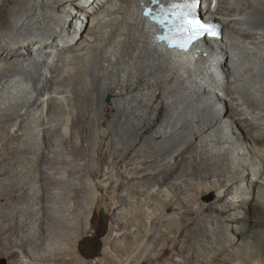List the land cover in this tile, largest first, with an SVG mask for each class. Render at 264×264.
<instances>
[{"label": "bare ground", "instance_id": "bare-ground-1", "mask_svg": "<svg viewBox=\"0 0 264 264\" xmlns=\"http://www.w3.org/2000/svg\"><path fill=\"white\" fill-rule=\"evenodd\" d=\"M138 9L139 0H0V257L96 264L76 251L91 203L71 226L60 193L69 170L58 167L59 143L83 125L95 145L141 146L130 179L153 181L133 197L134 215L116 220L120 241L102 264L165 254L168 264H264V0H217L208 14L224 38L198 56L159 43ZM184 177L207 181L198 194L218 191L217 201L189 209ZM120 190L114 206L131 195Z\"/></svg>", "mask_w": 264, "mask_h": 264}, {"label": "rangeland", "instance_id": "rangeland-1", "mask_svg": "<svg viewBox=\"0 0 264 264\" xmlns=\"http://www.w3.org/2000/svg\"><path fill=\"white\" fill-rule=\"evenodd\" d=\"M110 102V100H107ZM71 107H76V100L70 101ZM73 107V108H74ZM70 110H72L70 108ZM73 111V110H72ZM59 119L62 121L63 117L59 116ZM15 122V121H14ZM15 127L18 126L17 124L20 123L19 120L15 122ZM83 125H81L79 129V133L76 134L74 137V130L72 137L74 138V142H60V149H63L59 152L61 155L58 158V167L62 170H67L68 174L65 184L62 186L63 189L60 193L63 192V203L64 207H67L68 215V222L70 221L73 225H78L81 223L82 218L84 217L85 213L88 210V203H91L92 210V218L90 220L89 231L81 235L82 237L79 238L78 247L76 249L78 255H80L84 260L96 262V264H102L105 262V254L107 255L106 251H109V247L111 243H119L118 239L112 240V234H115L114 225L116 224V220L122 218L126 220V217H132L134 215V210L132 207L131 201H133V197H139L141 189L146 190L149 186L152 187L153 181L146 182L145 179L140 181L138 184L137 182H133L130 179L133 175L132 169L136 166V163L139 161H143L146 158H140L138 153L140 152L141 146H138L129 151L126 147L121 144V142L117 139V147H108V142L104 141L97 145L92 142L89 137L86 138L83 136ZM86 126L90 128V123H87ZM83 128V129H82ZM110 143V142H109ZM78 145V146H77ZM119 145V146H118ZM78 149H77V148ZM105 147V148H104ZM2 143L0 142V152L2 151ZM80 149V150H79ZM79 150V151H78ZM75 151V152H74ZM65 152V153H64ZM84 152V153H83ZM64 153V154H63ZM66 155V156H65ZM78 155V156H77ZM63 156V157H62ZM65 156V157H64ZM71 156V158L67 157ZM69 158V159H66ZM21 159V158H19ZM61 159V160H59ZM119 166V168L116 167ZM127 167V168H126ZM129 167V168H128ZM76 168V169H75ZM91 170H94V173L91 174ZM177 174L174 177L178 175ZM217 175L214 174L211 178V182L217 180ZM128 178V179H127ZM186 178V177H184ZM189 177L183 179L184 181H188L185 184L187 185L185 188L180 190L181 196L184 197L185 200L189 201L191 210L196 209L197 205H207L210 206L214 202L217 201L219 194L218 191L209 190L205 194H198L197 188H204L207 185V181L202 179H196ZM126 180V184L122 186V182ZM192 181V182H191ZM191 184H190V183ZM94 186L93 188L91 187ZM73 184H78L79 193L77 194L74 192ZM90 185V186H89ZM119 192L122 191V194H131L127 196V204L114 206L112 202L115 201V190L120 189ZM66 189V190H65ZM137 193V194H136ZM77 196V200H73V198ZM65 200V201H64ZM73 200V201H72ZM77 201V202H75ZM59 202V201H58ZM66 202V203H65ZM73 202V203H72ZM130 202V204H128ZM131 205V206H130ZM22 207V206H21ZM65 207V209H66ZM72 207V208H71ZM69 208V209H68ZM186 208H183L182 204L177 205L172 209L173 216L177 218H182L185 214ZM207 211V210H206ZM205 211L207 215L209 212ZM133 213V214H132ZM129 214V215H128ZM205 214H198L195 215V219H199L200 217H204ZM83 216V217H82ZM206 217V216H205ZM69 222V223H70ZM195 224V223H194ZM191 225L192 226H194ZM196 225V224H195ZM159 228V227H158ZM36 227L34 228V230ZM36 231V230H35ZM200 233V234H204ZM98 234H105V237L102 240V251L100 255L96 258H90L84 254V252H89V249L96 245V235ZM113 234V235H114ZM124 237V236H123ZM200 238L196 236H192L189 241L194 243V241ZM165 238H162L160 241L163 243ZM116 241V242H115ZM118 241V242H117ZM2 249V245H0V250ZM172 249V246H170ZM17 251V260L23 259L24 254L23 250L15 249ZM92 252V251H91ZM5 255L0 257V264H17L13 259L9 258L6 255V251L4 252ZM109 254V252H108ZM172 257L170 254H165L164 260L161 261L159 264H168V260ZM185 260L193 261V253L188 252L185 255ZM191 261V262H192Z\"/></svg>", "mask_w": 264, "mask_h": 264}, {"label": "snow or ice", "instance_id": "snow-or-ice-1", "mask_svg": "<svg viewBox=\"0 0 264 264\" xmlns=\"http://www.w3.org/2000/svg\"><path fill=\"white\" fill-rule=\"evenodd\" d=\"M176 8H183L186 11H182L181 13L173 14L176 17L175 23L178 25V31L183 33H191L193 36H198L204 32H210L211 29L205 24L201 23L196 19H189L191 15V8L193 5L184 4V5H174ZM192 37L190 36L189 39Z\"/></svg>", "mask_w": 264, "mask_h": 264}, {"label": "trees", "instance_id": "trees-1", "mask_svg": "<svg viewBox=\"0 0 264 264\" xmlns=\"http://www.w3.org/2000/svg\"><path fill=\"white\" fill-rule=\"evenodd\" d=\"M96 237V245L89 249V252H84L85 255L90 256V258H96L100 255L102 251V240L105 237V234H98ZM92 251V252H91Z\"/></svg>", "mask_w": 264, "mask_h": 264}]
</instances>
